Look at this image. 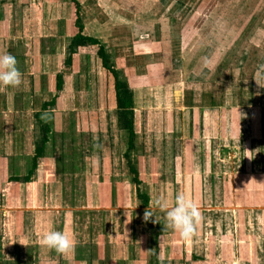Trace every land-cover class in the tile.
I'll return each mask as SVG.
<instances>
[{
    "label": "rangeland",
    "instance_id": "1",
    "mask_svg": "<svg viewBox=\"0 0 264 264\" xmlns=\"http://www.w3.org/2000/svg\"><path fill=\"white\" fill-rule=\"evenodd\" d=\"M5 51L0 264L50 263V229L88 264H264V0H0Z\"/></svg>",
    "mask_w": 264,
    "mask_h": 264
},
{
    "label": "clouds",
    "instance_id": "2",
    "mask_svg": "<svg viewBox=\"0 0 264 264\" xmlns=\"http://www.w3.org/2000/svg\"><path fill=\"white\" fill-rule=\"evenodd\" d=\"M22 83V73L17 67L15 56L8 52H0V86L18 87ZM167 227L179 233L184 239L191 240L204 221L199 205L189 199L183 192L175 197L174 205L167 211ZM153 217V213L145 211L144 220ZM155 223V221H153ZM42 244L60 253L71 252L75 248V240L69 234L50 229L42 238Z\"/></svg>",
    "mask_w": 264,
    "mask_h": 264
},
{
    "label": "crops",
    "instance_id": "3",
    "mask_svg": "<svg viewBox=\"0 0 264 264\" xmlns=\"http://www.w3.org/2000/svg\"><path fill=\"white\" fill-rule=\"evenodd\" d=\"M158 76H160V75H158ZM161 77V80H162V78H163V76H160ZM167 83V82H166ZM163 84V85H158V86H154V90H156V97L157 98H161L162 100L164 99V97H165V91H164V87H167L168 85H169V83H167V84ZM171 86V85H170ZM55 87H56V85H55ZM132 101H133V96H132ZM133 103V102H132ZM131 110L133 109V108H130ZM8 175V173H6L5 172V170H4V167H3V165L1 164L0 165V177H1V179H0V181H2V176L3 175ZM65 233H67V234H69L70 236H71V230H68V229H65V231H64ZM27 252V251H26ZM51 252V251H50ZM87 252H88V250H87ZM25 251L24 252H22V254H23V256H21V257H19L21 260L23 259L25 262H28V258H30L31 256L30 255H28V252L27 253H25ZM53 254H52V256H51V254L50 255H48V261L50 260V263L48 262V264H88V256L89 255H86V261L85 262H83L82 261V259L80 258V260L78 261V260H76V254H74L75 253V251H74V253L72 254L71 252H68V253H58L57 252V254H58V256L56 255V253H54V252H52ZM88 254V253H87ZM27 255V256H26ZM80 255H81V253H80ZM22 260V261H23ZM24 263V262H23ZM22 263V264H23ZM15 264V263H14Z\"/></svg>",
    "mask_w": 264,
    "mask_h": 264
},
{
    "label": "trees",
    "instance_id": "4",
    "mask_svg": "<svg viewBox=\"0 0 264 264\" xmlns=\"http://www.w3.org/2000/svg\"><path fill=\"white\" fill-rule=\"evenodd\" d=\"M116 98L120 109L132 107V93L123 81L116 82Z\"/></svg>",
    "mask_w": 264,
    "mask_h": 264
}]
</instances>
